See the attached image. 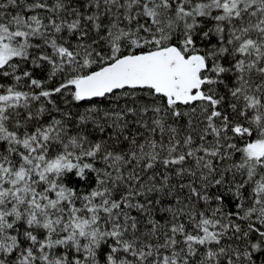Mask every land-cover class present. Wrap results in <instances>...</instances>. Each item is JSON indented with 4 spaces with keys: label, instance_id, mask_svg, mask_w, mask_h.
<instances>
[{
    "label": "snow or ice",
    "instance_id": "obj_1",
    "mask_svg": "<svg viewBox=\"0 0 264 264\" xmlns=\"http://www.w3.org/2000/svg\"><path fill=\"white\" fill-rule=\"evenodd\" d=\"M0 264H264V0H0Z\"/></svg>",
    "mask_w": 264,
    "mask_h": 264
}]
</instances>
